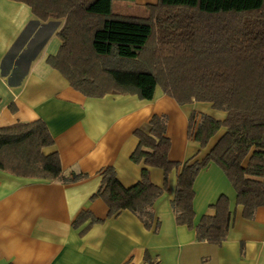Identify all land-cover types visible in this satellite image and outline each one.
I'll return each instance as SVG.
<instances>
[{"label":"trees","instance_id":"16d2710c","mask_svg":"<svg viewBox=\"0 0 264 264\" xmlns=\"http://www.w3.org/2000/svg\"><path fill=\"white\" fill-rule=\"evenodd\" d=\"M28 5L40 21L61 19L56 55L46 63L85 96L136 94L151 99L155 88L178 104L208 102L226 112L222 120L192 112L188 136L205 148L224 127L207 153L180 163L168 158L167 116L153 115L146 127L133 131L138 139L130 155L142 163L140 179L125 187L113 166L101 168L100 184L91 199H101L106 218L129 210L146 229H157L153 204L167 190V177L180 168L171 207L175 222L194 229L197 241L220 245L233 222L228 197L220 194L211 213L195 221L194 181L201 169L217 165L235 191L242 216L252 219L264 204V0H157L145 17L116 14L112 0H13ZM197 119V121H196ZM44 121L16 122L0 127V170L27 178L72 182L86 177L62 175L57 152ZM147 167L163 171L162 186L153 184ZM80 231L101 223L82 210L72 221ZM147 264H159L146 253Z\"/></svg>","mask_w":264,"mask_h":264},{"label":"crops","instance_id":"0c3cea01","mask_svg":"<svg viewBox=\"0 0 264 264\" xmlns=\"http://www.w3.org/2000/svg\"><path fill=\"white\" fill-rule=\"evenodd\" d=\"M116 6L112 1L113 13L136 15L120 11V3ZM62 24L61 19L38 20L22 2L0 0V127L44 121L54 144L43 152L59 154L63 176L86 175L63 182L0 170V264H147L146 253L159 264H264V204L252 219L244 218L232 185L215 164L198 173L193 208L198 221L212 212L210 205L220 194L228 197L233 222L220 245L197 241L194 229L176 224L171 201L180 168L170 171L167 190L153 204L157 229H146L129 210L106 218L103 200L90 197L105 166L114 167L125 187L139 181L144 165L130 159L138 143L136 128L146 127L155 114H165V135L171 142L168 158L184 163L203 157L225 130L220 128L200 148L188 136L190 114L222 120L226 112L208 102L178 104L159 86L149 100L130 93L85 96L46 63L60 48L57 32ZM147 169L151 182L162 186L163 171ZM82 210L104 221L80 234L89 220L77 228L72 221Z\"/></svg>","mask_w":264,"mask_h":264},{"label":"rangeland","instance_id":"374dc122","mask_svg":"<svg viewBox=\"0 0 264 264\" xmlns=\"http://www.w3.org/2000/svg\"><path fill=\"white\" fill-rule=\"evenodd\" d=\"M114 3V8L117 7L118 3L121 4L120 11H126L127 14H136L137 16L145 17L148 15L149 9L147 4L142 3L141 0H112ZM126 6V10H125ZM122 9V10H121ZM145 10V12H143ZM133 15V16H136Z\"/></svg>","mask_w":264,"mask_h":264}]
</instances>
